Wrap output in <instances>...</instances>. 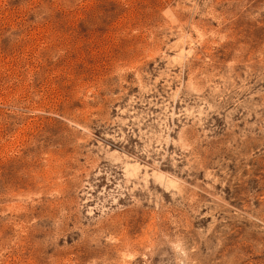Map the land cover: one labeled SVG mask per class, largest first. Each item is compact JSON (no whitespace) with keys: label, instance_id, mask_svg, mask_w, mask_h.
I'll list each match as a JSON object with an SVG mask.
<instances>
[{"label":"rangeland","instance_id":"374dc122","mask_svg":"<svg viewBox=\"0 0 264 264\" xmlns=\"http://www.w3.org/2000/svg\"><path fill=\"white\" fill-rule=\"evenodd\" d=\"M0 264H264V0H0Z\"/></svg>","mask_w":264,"mask_h":264}]
</instances>
